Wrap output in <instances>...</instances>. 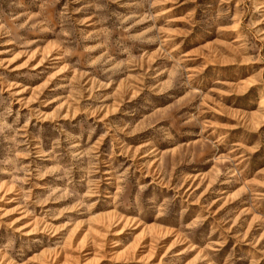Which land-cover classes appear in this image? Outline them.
I'll return each instance as SVG.
<instances>
[{
	"label": "rangeland",
	"instance_id": "obj_1",
	"mask_svg": "<svg viewBox=\"0 0 264 264\" xmlns=\"http://www.w3.org/2000/svg\"><path fill=\"white\" fill-rule=\"evenodd\" d=\"M0 264H264V0H0Z\"/></svg>",
	"mask_w": 264,
	"mask_h": 264
}]
</instances>
